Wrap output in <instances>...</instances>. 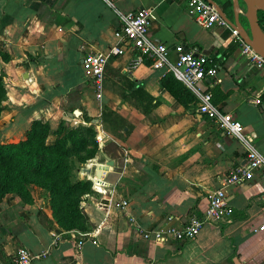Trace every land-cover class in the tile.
Listing matches in <instances>:
<instances>
[{
  "label": "crops",
  "instance_id": "0c3cea01",
  "mask_svg": "<svg viewBox=\"0 0 264 264\" xmlns=\"http://www.w3.org/2000/svg\"><path fill=\"white\" fill-rule=\"evenodd\" d=\"M185 5L186 0H0L5 88L0 137L17 139L31 121L43 120L50 127L44 140L51 143L62 134L56 128L92 124L104 150L99 152L114 167L108 168L114 172L108 182L104 173L100 176L98 195L81 202L85 227L76 231L60 230L45 208L41 215L34 204L13 210V202L4 200L0 264L18 245L37 254L31 264L264 262L259 196L264 180L258 171L224 186L232 212L222 222H204L192 238L155 242L139 233L182 223L190 212L200 214L208 194L244 161L246 148L254 147L264 157V69L247 61L227 23L202 27ZM139 7L151 9L147 35L166 44L168 57H173L175 42L206 54L216 73L197 86L210 91L218 110L240 121L239 135L197 111L199 97L192 87L179 80L180 87L170 80L162 85L165 68L153 67L149 60L130 67L129 49L108 57L102 86L94 90L82 72L81 57L104 52L115 42L112 32L120 13ZM223 9L230 17V6ZM72 109L78 112L69 122L63 115ZM106 191L109 195H100Z\"/></svg>",
  "mask_w": 264,
  "mask_h": 264
},
{
  "label": "built area",
  "instance_id": "2783aa9c",
  "mask_svg": "<svg viewBox=\"0 0 264 264\" xmlns=\"http://www.w3.org/2000/svg\"><path fill=\"white\" fill-rule=\"evenodd\" d=\"M185 10L195 22L202 27H211L214 24H226L218 14L215 6L208 0H186ZM150 8H134L120 13V22L113 29L115 42L109 44L104 52H88L81 57L80 66L84 76L91 82L94 90L99 91L104 76V66L109 56L132 50L130 67H134L144 60H149L153 67H163L170 71L173 77L186 86L192 87L199 97L197 111L213 120L216 125L228 133L240 134L242 128L240 121L230 112H223L211 103V93L208 89L197 86L204 78L214 77L216 68L210 64L206 54L201 51L185 47L181 42L172 46L173 57L167 56L165 43L151 39L147 35V23ZM233 39L240 44L241 51L247 61L264 69V57L239 36L233 29ZM254 171L264 180V157L254 148L248 147L244 153V161L235 164L224 175L220 186L208 194V201L204 210L198 214L190 212L182 223L165 225L151 231H140L143 238H151L155 242L167 238L186 240L198 232L204 222H222L232 212L231 206L226 201L224 186L244 181L251 177ZM264 205V190L259 194ZM124 202V200H122ZM262 226V225H261ZM42 254V252H41ZM39 255V254H38ZM37 254L25 245H18L13 254L4 259L2 264H31ZM264 264V262L262 263Z\"/></svg>",
  "mask_w": 264,
  "mask_h": 264
},
{
  "label": "rangeland",
  "instance_id": "374dc122",
  "mask_svg": "<svg viewBox=\"0 0 264 264\" xmlns=\"http://www.w3.org/2000/svg\"><path fill=\"white\" fill-rule=\"evenodd\" d=\"M224 11L226 12L227 9ZM259 22L262 23V21ZM262 27L264 29L263 23ZM1 81L3 90L5 91L2 77ZM0 95L3 99L4 92H0ZM111 124L108 122V126ZM86 126L76 125V128L73 130L78 137L80 136V139L82 138L83 141L80 144L78 142H74V144H70L68 141L66 142L65 146L67 150L64 166L49 174L36 175L34 180L25 181L26 192H23L22 195L13 191L5 192L0 198V204H4V200H11L13 202V210L24 208L25 204H34L35 210L40 215L41 208H45L50 219L60 230L76 231L84 228L85 218L78 213L76 214L74 211L76 208H80V204L85 196L98 195L97 190L101 191L102 185L98 182L101 179L93 175V169L96 162L103 163L104 160L103 155L99 152L102 147L96 141L92 124ZM60 131L63 132L62 134H68L66 128H62ZM17 139L6 140L0 137L1 141H15ZM107 145H110V142ZM102 151H104L103 148ZM92 158L93 160H91ZM83 166H88L89 170L85 171ZM108 168L114 167L113 165H108ZM94 182H98L99 184L97 185ZM108 193L106 191L100 193V195H109Z\"/></svg>",
  "mask_w": 264,
  "mask_h": 264
},
{
  "label": "trees",
  "instance_id": "16d2710c",
  "mask_svg": "<svg viewBox=\"0 0 264 264\" xmlns=\"http://www.w3.org/2000/svg\"><path fill=\"white\" fill-rule=\"evenodd\" d=\"M226 3L229 4V0H226ZM262 16L264 17V13L259 11V20L262 19ZM163 76L162 85L166 86V81L170 80L173 85L180 87V82L169 71H166ZM0 92H5L1 77ZM1 99L0 95V108ZM75 128L76 126L66 128L68 134H60L53 142L46 143L44 138L50 129L48 123L43 120H33L22 137L15 141L0 140V198L7 191L22 195L23 192H26L25 181L34 180L36 175L49 174L64 166L66 142L68 141L70 144L78 142L80 144L83 141L80 136L78 137L73 132ZM56 130L59 133L62 128H56ZM94 142L96 143V141ZM7 209H9L8 206L3 208V210ZM74 212L86 219L81 208H76Z\"/></svg>",
  "mask_w": 264,
  "mask_h": 264
},
{
  "label": "water",
  "instance_id": "95a60500",
  "mask_svg": "<svg viewBox=\"0 0 264 264\" xmlns=\"http://www.w3.org/2000/svg\"><path fill=\"white\" fill-rule=\"evenodd\" d=\"M212 3L218 14L221 18L231 27L233 28L239 36L244 40V42L248 43L254 51L259 53L262 57H264V29L262 27V23L264 26V17L262 16L261 20H259L258 12L261 11L264 13V0H229V6L231 10V16L229 17L227 13L224 11L223 7H225L226 0H208ZM242 7V11L240 15L245 19L246 24L244 25L240 21V15L238 13V9ZM259 21H262L260 23ZM77 109L67 110L63 115V118L67 121H71V115L73 113H77ZM104 157L103 163H99L95 170V175L97 177L102 176L106 181L109 180V175H114V172L108 169V165H113V160L109 158L104 152H102ZM85 171H88V166H83ZM106 170V172H104ZM102 203H106V199L104 198ZM234 264H241L236 259H234Z\"/></svg>",
  "mask_w": 264,
  "mask_h": 264
},
{
  "label": "bare ground",
  "instance_id": "6f19581e",
  "mask_svg": "<svg viewBox=\"0 0 264 264\" xmlns=\"http://www.w3.org/2000/svg\"><path fill=\"white\" fill-rule=\"evenodd\" d=\"M91 180H92V179H91ZM92 186H93V188H94L93 181H92Z\"/></svg>",
  "mask_w": 264,
  "mask_h": 264
}]
</instances>
